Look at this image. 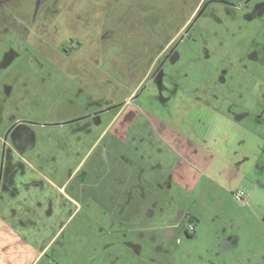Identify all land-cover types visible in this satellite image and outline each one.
I'll list each match as a JSON object with an SVG mask.
<instances>
[{
    "label": "rangeland",
    "instance_id": "1",
    "mask_svg": "<svg viewBox=\"0 0 264 264\" xmlns=\"http://www.w3.org/2000/svg\"><path fill=\"white\" fill-rule=\"evenodd\" d=\"M103 1L101 6L108 11L105 17L93 13L104 9L92 8L90 0L84 8L79 0H0V135L21 119L32 123L36 137L34 147L20 155L10 148L3 153L0 140L3 179L11 173L64 180L91 147L103 149L112 136L117 137L114 134L125 135L128 130L127 141L146 150L143 154L149 159L144 167L150 174L160 162L166 177L178 169L167 181L168 197L163 199L165 206L172 202L174 213L185 212L172 240L177 245L172 264H264V225L236 195L239 191L246 193L244 197L250 194L253 187H248L253 182L264 186L262 81L252 73L257 69L263 75L264 67L259 61L252 65L249 59H242L251 37L264 36V17L251 19L246 8L215 3L205 4L193 14L198 0H147L144 9L138 5L132 10L124 3L103 6ZM111 12H122V24H114ZM189 18L186 26H194L179 39L176 57L164 65V76L142 83L139 96H131L148 66L142 50L132 46L140 44L142 34L150 38L156 31L167 41ZM64 46L79 50L66 56L61 51ZM120 100L128 105L120 117H114L116 110H111L103 113L101 124L89 118L67 123ZM226 113L233 119L247 115L228 122L223 117ZM167 128L172 134L170 142L183 146L180 155L163 138ZM174 128L178 130L174 132ZM104 130L106 138L95 143ZM123 140L125 145V137ZM244 149L262 152L257 161L262 169L256 167L252 155L231 163L233 155ZM137 154L141 163L142 152ZM28 162L43 163L41 173H35ZM236 168L245 170L246 176L235 177ZM51 194L58 196L53 188ZM232 213L238 215L237 220ZM192 214L196 231L188 237L185 228ZM261 214L264 217V210ZM160 217L157 220L165 219ZM74 229L73 225L69 232ZM122 239L118 232L117 242ZM80 246L75 243L73 252ZM82 246L86 256L89 250ZM146 254L137 251L127 257L128 262L117 259V264H140ZM61 262L111 264V258L107 255L93 262L64 257Z\"/></svg>",
    "mask_w": 264,
    "mask_h": 264
},
{
    "label": "crops",
    "instance_id": "2",
    "mask_svg": "<svg viewBox=\"0 0 264 264\" xmlns=\"http://www.w3.org/2000/svg\"><path fill=\"white\" fill-rule=\"evenodd\" d=\"M202 1L195 2L193 14L196 13ZM79 2L84 8L86 0H79ZM90 2L92 8L104 9L93 12L94 14L101 17L108 14V11L101 6L102 0H90ZM103 2V6H108L110 3L111 7L124 3L129 10L138 5L144 9V5H148L147 0H117L116 3L105 0ZM193 6L194 4L190 5L191 8ZM121 13L111 12L115 25L122 24L119 21ZM131 20L132 16L127 22L128 27ZM189 21L190 18L178 31L170 35L167 41L163 36L160 38L162 32L156 31V35L153 32L150 38L142 34L140 44L132 46L139 51L142 50V54L147 57L148 66L131 96L144 82L152 67L154 57L156 59L168 48ZM262 35L260 36L259 33V40L264 38ZM62 37L65 38V36ZM263 93L264 83L261 85L259 94L262 96ZM124 105L125 107L121 110H116L114 117H120L123 114L128 107L127 102ZM230 109L229 107L228 113H231ZM228 113L223 115L228 122L239 121L247 115L242 113L243 115L233 119ZM160 115L158 114L157 118L165 126L164 119L160 118ZM105 130L95 143L103 142L106 138ZM168 130L167 128L163 138L169 148L171 147L179 154L183 146L170 142L172 134H168ZM177 130L174 128V132ZM127 134L128 130L125 135L123 132H117L114 134L117 137L112 136L103 149H99V146L94 147L93 144L94 146L84 154L85 156L76 161L74 166L76 170L73 174H69L64 180L43 174L39 177L25 176L23 178L11 175L7 179L0 180V264H62L61 260L64 257L74 260L89 258L94 262L107 255L111 258V264H117V259L122 261L121 263L128 262L127 257H132V254L137 251L141 254L147 252L140 264H172L174 254L177 252V245L172 240L180 228L185 212L180 209L179 213L178 210L174 213L171 208L172 202L169 201L168 206H165L163 199L168 197L167 181L169 182L170 178L177 174L178 169H174V173L166 177L159 169L163 166L160 162L158 167L153 166L154 174H150L149 168L144 167L146 160L149 159V156L146 159L143 154L146 150L139 143H129ZM123 137H125V145ZM143 138L147 140V134ZM139 151L142 152L141 163L137 159ZM162 151L164 150H158V152ZM226 152L229 151L223 153ZM261 153L260 150L244 149L243 152H236L233 155L234 159L231 163L247 160L252 155L257 164L256 167L261 168L262 166H259L257 162ZM28 164L35 173H41L43 163L41 166H36L31 162ZM208 165L211 168L213 162ZM82 167L89 173L84 179L79 175ZM194 168L199 171L197 166ZM240 173L243 177L246 176L245 170L236 168L235 177ZM180 174L188 175L183 171H180ZM204 177L213 181L210 174ZM231 177L233 178V175ZM250 187H253L249 189L250 194L243 197L241 203L249 206L258 222L264 225V217L261 214L264 210V186L253 182L248 188ZM52 188L57 190L58 196L51 194ZM84 208H87V211H84ZM157 215L165 219L157 220ZM232 215L237 220L238 215L236 213ZM191 216L194 217L193 214ZM193 222L195 223L194 218ZM73 225L75 229L69 232V228ZM187 228L188 226L185 228L186 235L194 236L196 225L194 232L189 233ZM118 232L123 236L121 243L117 242ZM75 243L78 246L81 244L80 247H83L82 244L86 246L89 253L85 256L84 250L80 247L73 252ZM56 244L61 250L53 249ZM123 251L124 254H122Z\"/></svg>",
    "mask_w": 264,
    "mask_h": 264
},
{
    "label": "flooded vegetation",
    "instance_id": "3",
    "mask_svg": "<svg viewBox=\"0 0 264 264\" xmlns=\"http://www.w3.org/2000/svg\"><path fill=\"white\" fill-rule=\"evenodd\" d=\"M209 3L224 4V5H228V6L235 7V8H246L248 11H251L250 13H248V15L252 13V16H250L251 19H254L255 16L257 15H259V17H264V0H203L198 9L203 7L205 4H209ZM261 21H262V26L264 27V20H261ZM193 26L194 25L185 26L182 33L179 34V37L175 38L173 42L168 46V48H166L158 57H156L155 59L156 61L153 62L152 67L149 70L146 78L144 79L142 86L146 85L147 82L149 83L155 79L159 81L161 77L164 76L165 74L164 65L166 64L168 60H173L176 57L175 51L178 45L180 44L179 39L184 35L185 32L189 33V30H191ZM258 35L259 33L254 34L251 37V41L249 42L248 49L247 51H244L245 54L242 56V59L243 57L245 59H249L252 65L256 64L257 63L256 61H259L258 63L263 64V65L261 64L260 65L264 67V41H262L263 39L259 40ZM78 50H79L78 47L70 48V47L64 46L61 51L62 52L64 51L63 52L64 55L70 56L73 54L74 51H78ZM161 56L162 58L160 59ZM258 56H261L262 58H259ZM252 73L253 75L260 77L262 83H264V74L260 75L257 69L252 70ZM139 92H140V89H138V91L136 92L135 97L139 96ZM261 98L262 100H264V93L261 96ZM110 106H113V107L109 111L117 110V109L121 110L123 107H125V105L122 104V101L120 100L117 103L111 102L110 104L106 106L102 105L101 108L103 107L107 108ZM103 109H100V111L98 112L87 113L85 115H82L79 118H74L72 119V121H68L67 123H71V122H74L75 120H80L83 118H86V119L89 118L91 119L92 123L101 124L103 122L102 115L103 113L107 112V111H101ZM2 111L3 109L0 107V112ZM259 120L262 121L260 116H259ZM30 125H32V123L18 119L5 129L6 132L4 131L5 132L4 135H0V140L2 141V145H3V153H5L6 148H10L12 149L13 152L20 155L21 153L27 152L28 148L34 147L36 137ZM88 130H89V134L92 135L94 131L93 128L90 127L88 128ZM9 139H12V141H9ZM3 162L4 160L2 158L0 179H3ZM75 170H76V167H72L69 174H73ZM88 174L89 173L87 169H84L83 167L80 169L79 175H81L82 179L87 177ZM11 175L12 174L9 173L8 176L5 177L4 179H7Z\"/></svg>",
    "mask_w": 264,
    "mask_h": 264
},
{
    "label": "built area",
    "instance_id": "4",
    "mask_svg": "<svg viewBox=\"0 0 264 264\" xmlns=\"http://www.w3.org/2000/svg\"><path fill=\"white\" fill-rule=\"evenodd\" d=\"M245 194L246 193L244 191H239L236 195L238 198L243 199ZM187 229H188L189 233L194 232L195 231V223L193 221H191L190 224L188 225Z\"/></svg>",
    "mask_w": 264,
    "mask_h": 264
},
{
    "label": "trees",
    "instance_id": "5",
    "mask_svg": "<svg viewBox=\"0 0 264 264\" xmlns=\"http://www.w3.org/2000/svg\"><path fill=\"white\" fill-rule=\"evenodd\" d=\"M189 220H190V222L193 221V216L190 215L189 216ZM188 236L192 237L193 235L192 234H188Z\"/></svg>",
    "mask_w": 264,
    "mask_h": 264
},
{
    "label": "water",
    "instance_id": "6",
    "mask_svg": "<svg viewBox=\"0 0 264 264\" xmlns=\"http://www.w3.org/2000/svg\"><path fill=\"white\" fill-rule=\"evenodd\" d=\"M112 107H113V106L107 107V108H105V109H103V110H101V111H109ZM0 180H1V179H0Z\"/></svg>",
    "mask_w": 264,
    "mask_h": 264
}]
</instances>
